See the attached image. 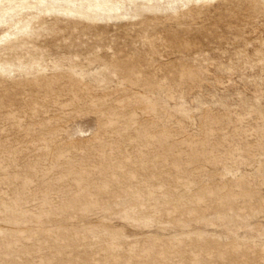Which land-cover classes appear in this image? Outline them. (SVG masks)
I'll list each match as a JSON object with an SVG mask.
<instances>
[{
    "label": "rangeland",
    "instance_id": "rangeland-1",
    "mask_svg": "<svg viewBox=\"0 0 264 264\" xmlns=\"http://www.w3.org/2000/svg\"><path fill=\"white\" fill-rule=\"evenodd\" d=\"M0 264H264V0H0Z\"/></svg>",
    "mask_w": 264,
    "mask_h": 264
},
{
    "label": "bare ground",
    "instance_id": "bare-ground-1",
    "mask_svg": "<svg viewBox=\"0 0 264 264\" xmlns=\"http://www.w3.org/2000/svg\"><path fill=\"white\" fill-rule=\"evenodd\" d=\"M23 1V0H22ZM61 1V0H60ZM167 6V5H166ZM117 9V8H116ZM62 10V9H61ZM57 11V10H56ZM59 11V10H58ZM22 30V29H21ZM18 55V54H17ZM40 64V63H39ZM40 67V66H39ZM237 196V195H236ZM225 202V201H224ZM220 205V204H219ZM240 211V210H239ZM207 212V211H206ZM238 213V212H237ZM218 215V214H217ZM255 215H256V213H255ZM220 216V215H219ZM221 217V216H220ZM223 217V216H222ZM244 218V217H243ZM244 221V220H243ZM258 239V238H257ZM130 254V253H129ZM128 254V255H129ZM115 258V257H114ZM116 260V259H115ZM116 263V262H115Z\"/></svg>",
    "mask_w": 264,
    "mask_h": 264
}]
</instances>
